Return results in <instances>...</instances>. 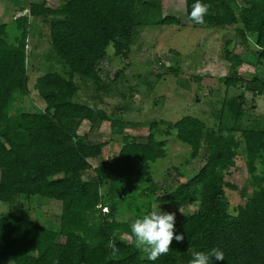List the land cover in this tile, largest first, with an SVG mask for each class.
I'll return each mask as SVG.
<instances>
[{"label": "trees", "instance_id": "16d2710c", "mask_svg": "<svg viewBox=\"0 0 264 264\" xmlns=\"http://www.w3.org/2000/svg\"><path fill=\"white\" fill-rule=\"evenodd\" d=\"M194 2L183 0L184 24L234 26L242 40H253L257 58L264 60V0H202L211 5L203 25L188 19ZM159 6V0H59L53 8L29 3L27 16L0 23V203L22 196L60 205L55 228L14 210L0 217V264H189L193 253L212 248L225 254L224 261L213 257L212 264H264V120L250 119L253 104L248 106L240 92L228 96L227 90L215 128L189 116L174 123L153 121L144 142L125 140L114 157L94 167L91 162L104 145L76 134L77 122L106 120V112L72 100L74 79L103 91L99 66L109 53L125 59L143 27L178 26L175 18L160 17ZM28 18L49 19V46L66 77L47 72L35 78L31 90L42 109L15 111L16 102L29 98ZM224 82L235 90V80ZM252 83L259 96L260 81ZM169 135L188 147L189 159L202 148L205 160L186 175L176 170L182 179L160 193L148 177L164 157ZM239 154L253 189L242 205L230 208L227 193L234 187L223 177ZM86 172L93 178L84 180ZM150 201L173 209L197 205L187 216L168 212L175 213L174 232L184 234V241L174 239L168 254L154 262L132 240L118 239L119 234L131 236V223L151 212ZM109 242L119 249L115 256Z\"/></svg>", "mask_w": 264, "mask_h": 264}, {"label": "rangeland", "instance_id": "374dc122", "mask_svg": "<svg viewBox=\"0 0 264 264\" xmlns=\"http://www.w3.org/2000/svg\"><path fill=\"white\" fill-rule=\"evenodd\" d=\"M29 3H43L53 8L59 0H0V23L27 16ZM159 5L160 17H173L179 22L178 26L143 27L125 59L109 53L99 66L103 91H95L93 86L74 79L76 89L72 100L87 106L94 104L106 112V120L94 123L79 121L75 125L76 134L83 136L85 142L104 145L99 159L91 162L93 167L114 157L125 140L144 142L148 124L153 121L174 123L189 116L208 129L215 128L227 90V95L240 92L248 106L253 104L250 119L264 120V60L257 58L253 40L251 42L247 36L242 40L234 26L207 28L184 24L183 0H159ZM48 21L28 18L24 55L29 98L27 102H16L15 111L42 109L31 90L35 78L47 72L66 77L49 46ZM169 52H174L173 56ZM233 57L238 60L235 67L232 65L235 62ZM253 78L261 83L259 96L252 91ZM228 80H235V90L229 89L230 85L224 82ZM165 139V155L152 165L148 177L160 193L174 187L182 179L179 174L183 176L187 171H197L205 160L202 148L198 156L189 159L188 147L170 135ZM82 178L89 180L93 174L86 172ZM223 180L234 187V191L227 193L230 208L242 205L253 189L242 154L236 156L234 166ZM261 185L264 186L263 183ZM17 197L21 198H15L11 204L0 203V217L14 210L17 214L39 220L47 227H57L59 203L45 198L23 200L22 196ZM149 205L151 211L169 212L173 209L166 205L158 206L153 201ZM196 208V203L188 202L173 211L187 216ZM118 239L129 243L132 237L119 234Z\"/></svg>", "mask_w": 264, "mask_h": 264}, {"label": "clouds", "instance_id": "9594fccd", "mask_svg": "<svg viewBox=\"0 0 264 264\" xmlns=\"http://www.w3.org/2000/svg\"><path fill=\"white\" fill-rule=\"evenodd\" d=\"M211 5L195 0L188 19L194 24L203 25L205 17L210 14ZM175 213L151 211L135 219L130 225L132 243L148 261H156L159 257L167 255L173 240L183 243L184 234H175ZM111 254L115 256L119 249L114 242H109ZM224 261L225 254L219 248H212L209 252L198 251L193 253L189 264H212V258Z\"/></svg>", "mask_w": 264, "mask_h": 264}]
</instances>
